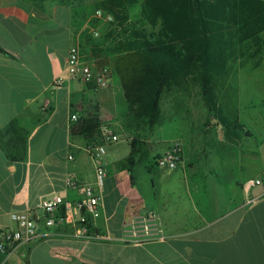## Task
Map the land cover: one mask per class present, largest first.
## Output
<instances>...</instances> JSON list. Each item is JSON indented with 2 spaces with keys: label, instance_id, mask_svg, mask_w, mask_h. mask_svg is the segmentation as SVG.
Returning a JSON list of instances; mask_svg holds the SVG:
<instances>
[{
  "label": "crops",
  "instance_id": "1",
  "mask_svg": "<svg viewBox=\"0 0 264 264\" xmlns=\"http://www.w3.org/2000/svg\"><path fill=\"white\" fill-rule=\"evenodd\" d=\"M88 27L63 1L46 0L38 6L28 0H0V130L17 120L28 134L24 161L12 163L0 150V224L14 229L10 213L35 209L53 194L78 200L80 195L66 188L69 177L96 184L88 142L71 136L76 122L70 117L80 119L97 107L100 130L111 129L119 138L103 156L100 217L92 221L97 233L109 240L84 242L70 237V227L47 229L41 224V233L50 237L19 245L8 257L0 253V264H264V142L252 149L244 139L226 137L220 126L203 129L193 141L182 134L172 140L181 149L178 167L189 169V182L196 179V184L157 201L156 186L142 184L136 168L131 179L116 167L129 155L136 128L123 123L128 107L114 73L105 88L78 80L54 85L65 76L72 46L93 70H112L109 57H96L85 48L81 36ZM117 96L126 104L123 112L116 108ZM153 134H142L149 159L172 146L153 139ZM121 136L127 147L120 145ZM99 141L98 136L94 143ZM251 179L261 184L247 190L245 183ZM176 187V182L170 184ZM147 211L159 215L167 239L139 246L120 242Z\"/></svg>",
  "mask_w": 264,
  "mask_h": 264
},
{
  "label": "trees",
  "instance_id": "2",
  "mask_svg": "<svg viewBox=\"0 0 264 264\" xmlns=\"http://www.w3.org/2000/svg\"><path fill=\"white\" fill-rule=\"evenodd\" d=\"M28 1L41 6L46 0ZM96 7L112 16V28L99 39L86 29L81 38L94 56L114 57L113 73L128 107L125 126L143 124L151 131L162 125L163 97L196 86L209 118L217 121L226 137H240L243 128L237 114L226 115L217 91L234 67L242 69L250 62L254 69L261 65L264 0H101ZM134 9L137 13L130 17ZM101 123L94 107L70 127V134L83 136L90 145L99 136ZM27 139L19 122L12 120L0 130V150L10 162H22ZM128 145L129 155L116 167L133 179L135 167L150 160V148L139 137ZM157 158H152L148 172L157 167Z\"/></svg>",
  "mask_w": 264,
  "mask_h": 264
},
{
  "label": "built area",
  "instance_id": "3",
  "mask_svg": "<svg viewBox=\"0 0 264 264\" xmlns=\"http://www.w3.org/2000/svg\"><path fill=\"white\" fill-rule=\"evenodd\" d=\"M96 19L111 23L112 16L101 10L94 12ZM94 38L99 36L97 31H92ZM109 69L93 70L88 61L81 56L77 46L69 49L65 76L54 81V85L61 86L65 81L78 80L85 85H93L97 88H105L111 79ZM78 117L72 115L70 122H77ZM99 143H92L87 146V153L95 166V185H84L69 177L66 180V188L77 192L78 200H66L59 194H53L42 199L39 205L32 210L25 212H12L9 214L10 221L15 225L14 229L2 227L0 224V253L9 256L19 245L30 244L41 237H50L49 234H42L40 225L47 229L59 226L70 227V237L84 242H104L109 238L100 235L94 229L92 221L100 217L101 195L100 189L106 178V168L103 163V156L106 148L119 141L111 129L104 128L99 132ZM180 145L172 144L170 149L161 157L157 158L156 166L161 169L175 170L180 163ZM261 184L259 179H251L245 183V188L251 189ZM167 239L159 215L154 211L145 212L138 221L133 222L130 230L126 231L120 240L123 244L139 246L150 242H163Z\"/></svg>",
  "mask_w": 264,
  "mask_h": 264
},
{
  "label": "rangeland",
  "instance_id": "4",
  "mask_svg": "<svg viewBox=\"0 0 264 264\" xmlns=\"http://www.w3.org/2000/svg\"><path fill=\"white\" fill-rule=\"evenodd\" d=\"M59 1L72 6L78 19L88 21V34L91 35L92 30L97 31L99 36L96 39H99L104 32L112 28L109 23L94 17V12L100 9L96 5L101 0ZM136 13L137 9L132 10L130 17H133ZM83 41L85 43V39ZM109 58L112 62L114 57ZM251 65L252 62L242 69L234 67L226 80L225 86L218 88L217 96L219 102L226 105V115L228 117H231L234 112L237 114L238 122L243 128L239 140L244 139L245 144L254 149L256 146L260 147V144L264 142V57L258 68L254 69ZM110 71L113 72V65ZM228 96L230 98H227ZM117 98L116 108L118 112H123L124 107H126L124 99L122 97L119 100V96ZM161 109L163 111L162 125L151 130L154 131L153 139L155 140L161 139L165 143L172 144V140L179 139L184 134V137L193 141L194 136L200 132L202 133L203 129L208 128L206 130H209L219 127L217 121L209 119V114L196 86L190 87L184 93L177 94L173 92L165 95L161 103ZM135 128L131 134L132 138L139 137L143 140L142 134L150 131L143 124L135 126ZM120 145L127 147L125 137H120ZM151 163H153L152 158L149 161L141 162L137 165L141 168L136 166L135 172L137 179L146 187L156 186L157 201L172 192H184L185 185L188 187V184L191 186L196 184L192 183L197 181L194 178L192 182H189L191 172L189 169H184L183 166L173 171L155 168L157 170L154 169V172L149 173L146 166L148 167ZM172 182H176V188H170ZM144 198L148 205L153 203L151 195L148 196L146 192Z\"/></svg>",
  "mask_w": 264,
  "mask_h": 264
}]
</instances>
